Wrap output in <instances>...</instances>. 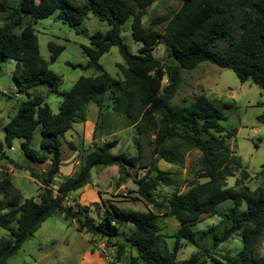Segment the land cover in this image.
Listing matches in <instances>:
<instances>
[{"label":"trees","instance_id":"trees-1","mask_svg":"<svg viewBox=\"0 0 264 264\" xmlns=\"http://www.w3.org/2000/svg\"><path fill=\"white\" fill-rule=\"evenodd\" d=\"M154 0H2L0 12V65L14 60L12 80L18 92L28 98L22 100L12 116L3 125L4 139L0 141V159L8 158L6 148L15 138L25 157L34 163L49 161L40 178L36 197L21 199L11 192L6 172L0 171V228L7 231L0 239V264H7L22 243L30 238L48 217L58 214L75 220L77 231L96 234L112 240L115 259L120 261L129 249V264H177L182 241L197 246V251L181 264H264V256L254 253L256 244L264 239V187L250 189L239 156L231 150L226 139L233 136L220 123L225 116L213 101L199 94L188 104L176 105L171 99L178 89L180 70H190L203 61L219 68L232 70L239 81L250 80L264 94V0H181L180 7L171 14L155 15L148 27L142 25V16ZM91 13L106 21L109 29L88 36L89 45H82L87 57L82 69L93 67L96 74L79 76L67 91H55L61 96L58 110L52 112L42 97H30L28 89L38 84L54 86L59 78L49 69L62 52L63 46L47 43L49 60L40 52L32 25L38 19L55 14V18L70 27L79 25ZM29 18L24 23L25 18ZM131 19V35L139 42L131 52L121 36V27ZM31 20V21H30ZM164 23L161 29L153 27ZM162 45L175 64H165L155 58L152 49ZM115 46L123 63H116L122 79L112 77L99 64L100 56ZM75 67V64H69ZM122 85V86H121ZM110 93L105 99L106 93ZM97 108V118L103 109H110L133 125L140 136L153 135L151 159L144 162V175L136 181L137 193L150 202L160 215L175 218L179 225L169 235L160 232L158 215L153 210H132L107 204L101 215L93 216L90 206L74 202L64 203L65 197L91 180L95 166H118L127 175L128 167L138 165L142 145L136 142L137 153L125 150L113 152L116 140L94 141L90 150L80 157L77 172L55 184L65 133L74 123L84 122L87 106ZM264 121V110L258 116ZM93 131V138L98 122ZM102 128V127H101ZM100 128V129H101ZM38 131V149L31 146ZM67 146L74 149L71 142ZM198 150V177L203 182H192L185 191L172 192L165 203L157 202L151 194L159 182L168 184L169 173L156 166L159 159L180 164L183 152ZM264 171V163L261 165ZM242 174L243 179L236 176ZM31 176L39 179L30 170ZM227 177H235L232 185ZM202 216L217 218L205 232L212 233L210 246L201 247L195 240L194 225ZM239 234L242 249L236 254L211 255L218 245ZM173 238L169 248L165 238Z\"/></svg>","mask_w":264,"mask_h":264},{"label":"rangeland","instance_id":"rangeland-1","mask_svg":"<svg viewBox=\"0 0 264 264\" xmlns=\"http://www.w3.org/2000/svg\"><path fill=\"white\" fill-rule=\"evenodd\" d=\"M2 1V0H0ZM79 3L81 0H74ZM181 0H154L145 10L142 16V25L148 27L151 18L155 15H165L175 12L181 5ZM4 20V13L0 12V24ZM29 18L24 19V23ZM31 21V20H30ZM131 19H128L121 27V36L128 49L135 53L139 42L131 35ZM34 27L39 52L45 60H49L47 43L54 42L64 48L57 58L49 63L48 67L59 78L54 86L38 84L28 89L30 97L37 95L43 98L52 112L58 110L61 96L50 91L54 88L58 91H67L75 80L83 75L96 74L93 67L82 69L79 65L87 62L81 46L89 45L88 36L94 32H106L109 25L101 21L93 14L88 13L87 17L77 26L70 27L62 20L56 19L55 14L49 17L38 19L32 22ZM164 23L153 25L161 29ZM155 58L165 65H173L175 61L168 57L162 45H155L152 49ZM99 64L112 77L122 79V75L116 67V63H123L117 47H110L109 51L102 54L98 60ZM69 64H75V67ZM15 61L7 60L0 65V141L4 139L3 125L9 117L15 114L19 103L28 98L25 93L18 92L12 80ZM122 86V85H121ZM199 94L205 95L213 101L225 116L220 120L226 130H231L233 136L226 141L233 153L240 157L242 166L248 173L249 178L243 179L242 174L236 172V176L244 180L250 189L256 186L264 187V171L261 165L264 163V121L258 116L264 110V94L250 80L239 81L235 73L227 68H219L216 65L203 61L195 68L180 70V82L178 89L171 99V103L180 105L188 104ZM110 93H106L107 100ZM102 117L97 118V108L93 104L87 106V119L81 123H74L72 128L65 133L60 145L61 159L58 174L54 178L53 192L56 193L55 184L64 178L77 172L80 157L87 153L94 141L103 143L106 140H116L113 152L125 150L129 154H136V142L142 145V157L135 167H128L127 175L116 165L95 166L91 170V180L82 188L69 193L64 203L72 205L78 202L81 205H88L93 216H100L107 204H115L122 208L132 210H153L157 212V223L160 232L165 236L174 232L179 223L173 217H163L160 211L147 200L138 195L136 181L144 175L146 169L141 168L144 162L151 159L152 144L149 143L153 135L140 136L133 125L122 116L116 115L108 109H104ZM100 126L95 131L93 128ZM39 134L35 131L31 140V146L38 149ZM71 142L74 149L67 146ZM21 139L15 138L12 145L6 148L8 158L0 159V171L6 172L11 182V192L19 194L20 198L36 197L37 189L41 186L40 178L43 177L44 169L49 161L34 163L28 160L20 149ZM198 150L183 152V160L180 164H171L163 159L156 162L160 170L170 172V182L164 184L159 182L151 191L152 197L160 203H165L172 192L185 191L192 182H203L199 178ZM30 170L39 176L35 179L31 176ZM235 177H227L226 182L232 185ZM2 194L0 193V197ZM204 220L194 225L196 231L195 240L198 246L208 247L212 241V233L205 232L211 224L217 223L215 217L202 216ZM7 231L0 228V239L6 236ZM166 244L171 248L173 238L166 237ZM113 241H106L104 238L84 231H77L75 220L65 221L58 214L46 218L34 232L26 239L15 254L10 256L7 264H129V249L125 250L120 261L115 259L114 250L111 246ZM182 246L177 254V264L197 251V246L182 241ZM242 249V242L239 234H234L228 240L220 243L211 254L220 258L223 254H236ZM254 253L264 256V239L259 241ZM206 264H213L207 261Z\"/></svg>","mask_w":264,"mask_h":264},{"label":"water","instance_id":"water-1","mask_svg":"<svg viewBox=\"0 0 264 264\" xmlns=\"http://www.w3.org/2000/svg\"><path fill=\"white\" fill-rule=\"evenodd\" d=\"M165 70H166V76L168 77L169 76V72H170V66L166 65L165 66Z\"/></svg>","mask_w":264,"mask_h":264},{"label":"crops","instance_id":"crops-1","mask_svg":"<svg viewBox=\"0 0 264 264\" xmlns=\"http://www.w3.org/2000/svg\"><path fill=\"white\" fill-rule=\"evenodd\" d=\"M94 128V127H93ZM94 131V130H93Z\"/></svg>","mask_w":264,"mask_h":264}]
</instances>
